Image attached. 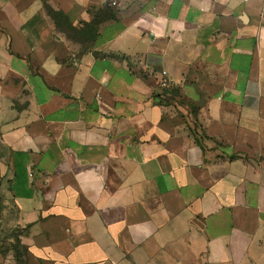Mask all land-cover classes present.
<instances>
[{
    "label": "crops",
    "instance_id": "1",
    "mask_svg": "<svg viewBox=\"0 0 264 264\" xmlns=\"http://www.w3.org/2000/svg\"><path fill=\"white\" fill-rule=\"evenodd\" d=\"M5 215L26 264H264V0H0Z\"/></svg>",
    "mask_w": 264,
    "mask_h": 264
},
{
    "label": "rangeland",
    "instance_id": "2",
    "mask_svg": "<svg viewBox=\"0 0 264 264\" xmlns=\"http://www.w3.org/2000/svg\"><path fill=\"white\" fill-rule=\"evenodd\" d=\"M8 218H0V264H26L25 247L19 239L21 230L12 227Z\"/></svg>",
    "mask_w": 264,
    "mask_h": 264
},
{
    "label": "built area",
    "instance_id": "3",
    "mask_svg": "<svg viewBox=\"0 0 264 264\" xmlns=\"http://www.w3.org/2000/svg\"><path fill=\"white\" fill-rule=\"evenodd\" d=\"M159 86L161 87V89L166 91H169L174 88V81L172 78L169 77L166 71L161 72Z\"/></svg>",
    "mask_w": 264,
    "mask_h": 264
}]
</instances>
